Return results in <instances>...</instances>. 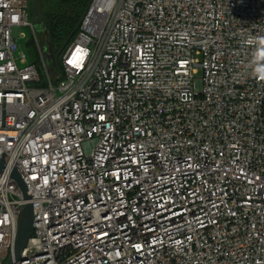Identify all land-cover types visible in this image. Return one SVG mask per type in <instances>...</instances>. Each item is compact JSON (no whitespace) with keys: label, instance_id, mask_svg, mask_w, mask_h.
I'll return each instance as SVG.
<instances>
[{"label":"built area","instance_id":"1","mask_svg":"<svg viewBox=\"0 0 264 264\" xmlns=\"http://www.w3.org/2000/svg\"><path fill=\"white\" fill-rule=\"evenodd\" d=\"M28 2L0 0L18 263L264 264V0H90L57 62ZM25 205L0 173V264Z\"/></svg>","mask_w":264,"mask_h":264},{"label":"trees","instance_id":"2","mask_svg":"<svg viewBox=\"0 0 264 264\" xmlns=\"http://www.w3.org/2000/svg\"><path fill=\"white\" fill-rule=\"evenodd\" d=\"M89 2L90 0H29L28 21L34 28H46L48 41L42 47L52 55H60L74 38Z\"/></svg>","mask_w":264,"mask_h":264},{"label":"water","instance_id":"3","mask_svg":"<svg viewBox=\"0 0 264 264\" xmlns=\"http://www.w3.org/2000/svg\"><path fill=\"white\" fill-rule=\"evenodd\" d=\"M46 59L48 61H52V54L46 55ZM0 173L9 175L11 178L14 179L26 203V205L23 207V210H22L23 219L21 220V223L19 225L17 240H16V243L13 249V256L10 262V264H19L18 261L23 259V257L21 256V252L26 245V242L29 238V234L32 228V222H33V217H34L33 209H32V200L17 170L5 165L3 158L0 162Z\"/></svg>","mask_w":264,"mask_h":264},{"label":"rangeland","instance_id":"4","mask_svg":"<svg viewBox=\"0 0 264 264\" xmlns=\"http://www.w3.org/2000/svg\"><path fill=\"white\" fill-rule=\"evenodd\" d=\"M34 29L36 33H38L37 34L38 44L40 46H43L44 44L43 47H45L48 41L46 28L44 26H40L39 28L35 27ZM39 31H40V34H39ZM19 32L21 36L19 38H16V42L18 45V52H23L26 55L29 62H35L36 61L35 60V56H36L35 46L36 45H35L34 40L32 41V32L30 28L22 27ZM45 53H47V55L50 54V52L47 49ZM60 55H52V61L57 62ZM8 262L9 260H7L4 264H8Z\"/></svg>","mask_w":264,"mask_h":264}]
</instances>
